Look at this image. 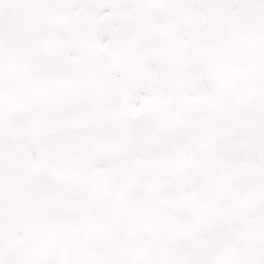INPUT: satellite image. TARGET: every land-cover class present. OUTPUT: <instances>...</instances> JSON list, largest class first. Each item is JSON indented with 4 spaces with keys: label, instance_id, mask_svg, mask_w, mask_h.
<instances>
[{
    "label": "snow or ice",
    "instance_id": "1",
    "mask_svg": "<svg viewBox=\"0 0 264 264\" xmlns=\"http://www.w3.org/2000/svg\"><path fill=\"white\" fill-rule=\"evenodd\" d=\"M0 264H264V0H0Z\"/></svg>",
    "mask_w": 264,
    "mask_h": 264
}]
</instances>
